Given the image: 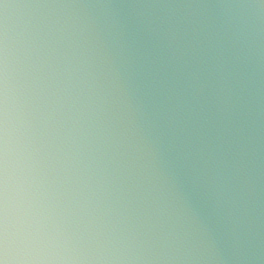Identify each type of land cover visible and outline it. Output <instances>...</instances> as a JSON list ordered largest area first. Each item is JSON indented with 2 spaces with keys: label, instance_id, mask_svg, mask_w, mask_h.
Segmentation results:
<instances>
[{
  "label": "clouds",
  "instance_id": "1",
  "mask_svg": "<svg viewBox=\"0 0 264 264\" xmlns=\"http://www.w3.org/2000/svg\"><path fill=\"white\" fill-rule=\"evenodd\" d=\"M0 264H264V0H0Z\"/></svg>",
  "mask_w": 264,
  "mask_h": 264
}]
</instances>
